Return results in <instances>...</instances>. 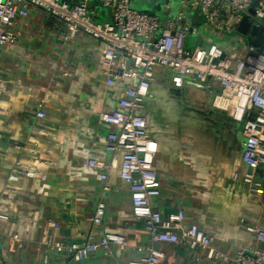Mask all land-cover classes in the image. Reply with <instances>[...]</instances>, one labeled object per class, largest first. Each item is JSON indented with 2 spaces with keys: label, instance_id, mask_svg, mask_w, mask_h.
Returning a JSON list of instances; mask_svg holds the SVG:
<instances>
[{
  "label": "crops",
  "instance_id": "obj_1",
  "mask_svg": "<svg viewBox=\"0 0 264 264\" xmlns=\"http://www.w3.org/2000/svg\"><path fill=\"white\" fill-rule=\"evenodd\" d=\"M138 2L133 1L135 8L153 13L152 6L157 9L159 3ZM89 7L97 19L112 20L101 0H92ZM29 10L28 16L15 20L16 41L2 48L0 211L9 219H0V264H74L66 247L87 241L101 198L107 214L96 232L126 234L130 246L92 253L82 264L138 259L148 253L149 234L133 212L130 184L118 166L108 171L105 181L101 169L86 163L90 158L115 160L106 146L108 134L117 127L104 123L101 115L120 107L132 80L119 78L109 85L102 65L105 42L83 31L69 37L63 20L41 7ZM191 21L201 33L188 35L187 49L215 41L234 51L246 38L237 28L232 33L215 30L198 10ZM174 76L173 69L158 66L140 110L159 143L155 168L161 193L152 198L153 207L164 217L183 210L185 224L197 223L230 255L262 247L245 228L250 221L264 226V165L256 171L262 192L251 197L243 178L244 124L214 105L221 92L216 79L186 75L182 86H176ZM16 167L38 174L10 181ZM104 184L109 186L106 191ZM45 237L65 248L50 247ZM138 245L144 249L137 250ZM157 246L165 251L166 264H224L185 243Z\"/></svg>",
  "mask_w": 264,
  "mask_h": 264
},
{
  "label": "built area",
  "instance_id": "obj_2",
  "mask_svg": "<svg viewBox=\"0 0 264 264\" xmlns=\"http://www.w3.org/2000/svg\"><path fill=\"white\" fill-rule=\"evenodd\" d=\"M91 1L0 0V66L3 46L15 42L18 37L14 30L15 20L28 16L30 7L35 6L63 20L68 26L69 37L83 31L105 42L102 65L109 85H114L119 78L132 80L124 90L120 107L101 115L104 123L117 127L108 134L106 146L115 160H86L88 165L103 171L101 177L105 181L108 171L119 167L122 178L131 186L135 217L144 221L149 234L148 253L121 264H166V253L157 246L160 243H185L193 249L201 248L206 258L224 264H264V226L260 223L250 221L245 228L255 235L262 247H249L230 255L220 249L214 237L197 223L185 224L183 210L164 217L153 207L152 198L161 193L155 168L159 143L149 129L146 116L140 112L145 107V98L158 66L174 70L176 86H182L186 75H194L200 80L216 79L221 92L216 95L214 105L244 124L243 161L247 171L243 178L250 185V196L262 192L256 171L264 165V50L244 37L234 51L215 41L187 49L186 39L189 34L201 33L200 27L192 25L191 15L195 10L201 11L206 23L220 32L232 33L246 15L252 25L264 26V0H181L186 11L176 17L171 14L166 21L153 12L135 8L134 0H101L112 15L111 21H102L90 10ZM165 6L168 8L169 3ZM252 8L254 13L250 12ZM4 92L5 84L0 81V98ZM44 115L43 111L39 112V116ZM36 174L34 170L16 167L8 179L17 181L21 175L35 177ZM40 176L45 179L47 175L42 173ZM103 189L106 191L109 186L104 184ZM106 214L107 202L101 198L95 207L93 228L87 241L66 247L74 264H82L86 257L98 251L111 253L114 247L126 250L130 246L126 234L104 231L99 235L96 232ZM0 219L7 220L9 215L0 211ZM44 241L57 250L65 248L59 241L47 237ZM136 248L144 249L141 245Z\"/></svg>",
  "mask_w": 264,
  "mask_h": 264
},
{
  "label": "water",
  "instance_id": "obj_3",
  "mask_svg": "<svg viewBox=\"0 0 264 264\" xmlns=\"http://www.w3.org/2000/svg\"><path fill=\"white\" fill-rule=\"evenodd\" d=\"M254 13V9H250ZM238 31L246 37V40L264 50V26L252 25L248 15L244 16L237 26Z\"/></svg>",
  "mask_w": 264,
  "mask_h": 264
},
{
  "label": "rangeland",
  "instance_id": "obj_4",
  "mask_svg": "<svg viewBox=\"0 0 264 264\" xmlns=\"http://www.w3.org/2000/svg\"><path fill=\"white\" fill-rule=\"evenodd\" d=\"M139 1L140 2H138V0H137L138 4L139 3L145 4L144 0H139ZM155 2H159L156 4L158 8L155 9V7H154L155 5L152 6L153 11H154V13L159 14L164 21H166L168 19L169 15H171V14L176 17L181 12L186 11L181 0H155ZM166 3H169L168 8L165 6Z\"/></svg>",
  "mask_w": 264,
  "mask_h": 264
}]
</instances>
